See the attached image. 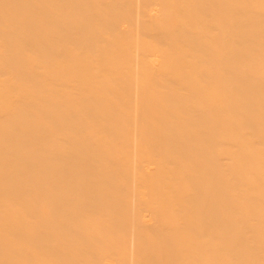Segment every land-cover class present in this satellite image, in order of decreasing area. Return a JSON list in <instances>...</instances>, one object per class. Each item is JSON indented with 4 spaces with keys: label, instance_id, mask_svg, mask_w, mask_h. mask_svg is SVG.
Here are the masks:
<instances>
[{
    "label": "bare ground",
    "instance_id": "bare-ground-1",
    "mask_svg": "<svg viewBox=\"0 0 264 264\" xmlns=\"http://www.w3.org/2000/svg\"><path fill=\"white\" fill-rule=\"evenodd\" d=\"M0 264H264V0H0Z\"/></svg>",
    "mask_w": 264,
    "mask_h": 264
}]
</instances>
